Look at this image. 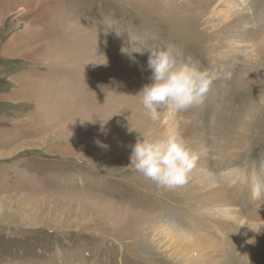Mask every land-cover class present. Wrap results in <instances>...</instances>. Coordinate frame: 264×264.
I'll return each instance as SVG.
<instances>
[{"label":"rangeland","instance_id":"374dc122","mask_svg":"<svg viewBox=\"0 0 264 264\" xmlns=\"http://www.w3.org/2000/svg\"><path fill=\"white\" fill-rule=\"evenodd\" d=\"M145 32L214 75L202 105L143 109ZM168 130L195 162L158 189L129 156ZM262 236L264 0H0V264H264Z\"/></svg>","mask_w":264,"mask_h":264},{"label":"clouds","instance_id":"9594fccd","mask_svg":"<svg viewBox=\"0 0 264 264\" xmlns=\"http://www.w3.org/2000/svg\"><path fill=\"white\" fill-rule=\"evenodd\" d=\"M155 32H145L129 38L137 46L131 53H148L147 68L151 75L137 95L140 104L153 121L158 120L160 110L171 112L186 110L204 103L206 94L215 78L198 62L185 61L174 47H158ZM129 166L152 181L158 189H172L188 182L195 157L178 132L168 130L159 138L138 137L131 145Z\"/></svg>","mask_w":264,"mask_h":264},{"label":"bare ground","instance_id":"6f19581e","mask_svg":"<svg viewBox=\"0 0 264 264\" xmlns=\"http://www.w3.org/2000/svg\"><path fill=\"white\" fill-rule=\"evenodd\" d=\"M226 3H228V4H230V0H225V4ZM234 3V2H233ZM227 6V5H226ZM155 138H157V137H155ZM242 175H244V174H242ZM230 178V177H229ZM230 179H232V180H234L235 181V178H230ZM233 181V182H234ZM243 182V181H242ZM245 184V183H244ZM252 187V186H251ZM226 191V190H225ZM240 191V190H239ZM238 192V191H237ZM225 194H227V193H225ZM222 198H224V197H222ZM214 199V198H213ZM216 200V199H215ZM210 202V201H209ZM214 210H216V209H214ZM226 213V211H223V213ZM206 213V212H205ZM226 215H227V213H226ZM231 215V214H230ZM225 216V215H224ZM232 216H233V218H232V220H238V218L239 217H241V214L239 215V216H237V214H236V212L235 211H233L232 210ZM235 216V217H234ZM213 217H214V214L211 212V213H208V214H205L204 215V218H203V220L205 221V222H209V221H211L212 219H213ZM216 217V216H215ZM227 217V216H226ZM240 219V218H239ZM218 220H220V219H218ZM217 220V221H218ZM213 221H216V220H213ZM239 221V220H238ZM203 222V221H202ZM219 222V221H218ZM217 223V222H216ZM221 223V222H220ZM218 224V223H217ZM224 224H225V222H224ZM220 225V224H219ZM244 225L245 226H247V227H249V229L251 230V231H257V229H256V227H257V225L255 226L254 224H252L249 220H247L246 222H244ZM212 227H213V229L212 230H210L209 232H207V233H205L206 234V236H205V239H202L204 242H202V241H197L196 239H198V235L197 234H195L196 235V237H194V235L193 234H188V233H186L185 231H179V230H174L175 231V234L173 235V234H171V232H169L168 233V235L167 236H169L170 237V239L171 238H174V239H179V240H183V241H185L186 242V244H187V247H189V246H207V247H210V248H213V246H215V247H217V245H216V242L217 243H219V242H223L224 240V238H223V233H224V231H223V228L225 229V227L223 226V228H221L220 230L218 229V225H216V224H212L211 225ZM221 226H222V224H221ZM228 226V225H227ZM232 228H233V226L232 225H230ZM240 226V225H239ZM208 227V226H207ZM220 227V226H219ZM236 227V226H235ZM203 228V227H202ZM211 228V227H210ZM165 229L166 228H164L163 230H162V233H163V236L161 235V238H167V237H165L164 236V234L167 232V231H165ZM200 229V228H199ZM235 229V228H234ZM245 229V228H244ZM166 230H170V229H166ZM226 230V229H225ZM215 231H217V232H219L220 233V237L219 236H217L216 235V239H215ZM227 231H228V229H227ZM158 232V231H157ZM240 232V231H239ZM193 233V232H192ZM231 233V232H230ZM246 233H248V232H246ZM241 234V233H240ZM201 235V234H200ZM225 235H226V237H227V233H225ZM243 235V234H242ZM253 235H257V234H253ZM198 236V237H197ZM241 236V235H240ZM246 237H247V235H246ZM203 238H204V236H203ZM235 238V237H234ZM167 239H169V238H167ZM217 239H219V240H217ZM222 239V240H221ZM241 239H243V238H241ZM247 240V242H252L253 241V239L254 238H252V236L250 235L248 238H246ZM259 239V238H258ZM263 239H264V237L262 236V238H261V241H263ZM215 240H216V242H215ZM256 240V239H255ZM260 241V242H261ZM238 243V242H237ZM242 244V243H241ZM256 244V243H255ZM235 245V244H234ZM245 245V244H244ZM254 245V244H253ZM256 245H259V244H256ZM201 247V249H203ZM243 249V248H242ZM209 251V250H208ZM225 259V258H224ZM202 264V263H201Z\"/></svg>","mask_w":264,"mask_h":264}]
</instances>
